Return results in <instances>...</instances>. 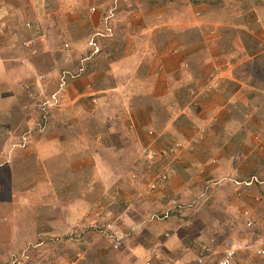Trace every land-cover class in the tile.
<instances>
[{"label":"rangeland","instance_id":"374dc122","mask_svg":"<svg viewBox=\"0 0 264 264\" xmlns=\"http://www.w3.org/2000/svg\"><path fill=\"white\" fill-rule=\"evenodd\" d=\"M5 8L10 13L4 21L13 20L18 27L31 23L32 28L26 27V33L28 38L35 37L37 41L34 50H26L22 42L16 44L14 49L18 54H14L19 59H15L18 63L13 64H17L16 67L31 66L27 64L30 59L38 69V77H43V81H39L45 89L38 95H32L33 104L28 105L25 115L18 119L12 108L8 112L9 104L3 101L7 96L0 92V264H196V260L206 257L207 264H215L223 256L224 245L230 241L238 246L234 264H264V253H259L264 250V184L238 185L250 182L253 177L264 180V0H0V10ZM180 11H183L182 15ZM214 23L221 26L222 36L228 39L223 42L221 50L227 51L230 39H233L239 45L238 56L260 54V63L251 64L258 77L248 88L249 93L241 95L251 97L252 101L244 106L236 100L239 104L234 105L233 120L236 122L228 132L219 129L224 134L221 142H206L201 137L203 133L210 135L209 130L214 132L219 128L215 127L217 121L212 119L200 132L197 146L192 142L193 135L188 136L192 131H188L189 140L186 141L164 143L163 138L157 141L155 129L145 125L152 120L151 115L149 119L140 117V121L146 127L144 137L148 135L154 142L142 141L139 144L141 159L138 162L135 156L131 160L123 158L121 166L127 168L118 176L121 184L118 191L115 185L107 187L116 179L114 171L120 166L110 160L105 162L102 159L105 166L101 170L91 166L88 173L58 174L54 171L63 165L59 164V158L48 156L49 170L54 176L42 172L41 166L37 167L38 170L32 167L33 173H22L28 160L35 163L34 143L43 139L48 143L55 135L69 141L65 145L71 150L80 153L87 150L88 156H91L89 151L93 143L80 146L84 139H104L106 134L113 137L110 140L116 145L121 147L125 144L126 147H122L124 151L128 150L132 136L125 123L130 124L128 119L133 112L125 109V100L144 99L146 104L155 101V107H160L156 101L165 96V92L157 96L152 92L149 99L139 94L143 89L148 93L144 86L148 72L164 71L157 57L164 53L165 57L169 49L166 42L171 41L175 34L182 35L180 43H184L182 40L185 38L197 44L196 57L183 65L184 82L191 77L187 81L190 86L191 83L198 84V81L209 83L211 73L208 70L203 77L198 75L209 63L198 65L195 61L205 57L211 60L209 55L213 46L202 45L201 36L211 32V24ZM22 26L20 30H23ZM106 26L113 29V37L99 40L101 53L85 62L87 66L92 64V73L87 76L89 84L100 92L96 78L102 73L109 78L107 89L115 86L114 76L121 65L118 70L119 61L114 60L115 53L109 43L114 38H125L126 48L132 45L136 52H142L141 62L127 67L129 72L135 70L133 68L140 72L136 70L134 79L126 82L129 87L125 95L122 93L115 98L100 94L95 98L96 103L88 106L90 114L81 109L78 117L72 109L75 94L69 88V82L60 91V79L66 71H78L84 60L91 57L93 52L89 42L95 34L104 32ZM179 42L170 43V48L175 50ZM153 53L157 57L150 59ZM233 56L236 57L237 52ZM230 69L231 66L225 65L219 75ZM156 79V82H163L164 78L159 76ZM56 93H59L58 104L52 106L44 120L39 108L48 100L52 104V96ZM222 97L223 93L209 91L206 96L209 101L203 103L217 104ZM197 98L201 99L189 95L187 102L185 98L188 109L195 110L196 104L201 102ZM143 112L145 116L148 113L144 110L140 116ZM26 113L32 114L29 123L25 120ZM120 115L126 119L120 120ZM76 118L83 121L85 127L74 124ZM161 127L163 125L159 124ZM159 128L156 129L162 130ZM189 128L192 129L191 126ZM238 133L245 137L248 147L245 150L249 157L251 152H257L260 154L258 160L250 161L246 158L248 155L242 154L235 164L232 156L225 158V146L228 144L225 139H237ZM123 136L128 139L126 143L122 141ZM177 145L180 146L178 152L174 151ZM58 146L65 151L64 146L56 145V148ZM201 149L216 156L208 160L206 168L194 166L192 153ZM132 150L130 148L128 152ZM165 150L168 154L163 155ZM150 152L157 156L153 157ZM184 156H189V159L193 156V159L184 160ZM85 159L79 166L87 165ZM56 162L59 167L54 168ZM184 162L186 168L181 166ZM234 164L235 169L239 167L247 173L236 174ZM11 167L15 174L10 172ZM253 168L256 170L251 178ZM106 169L108 173L103 179L107 184L100 183L102 175L99 174ZM207 171L212 175L205 179ZM164 174L168 176L167 182L158 177ZM176 177H181L179 185L182 189L174 188L178 187ZM48 179L51 181L49 184H39ZM81 182L95 185L84 188ZM97 184H104V188ZM152 184L156 185L155 190L150 189ZM247 211L254 222L251 228L246 223ZM114 232L118 234L117 240ZM117 243L118 248L115 247Z\"/></svg>","mask_w":264,"mask_h":264},{"label":"crops","instance_id":"0c3cea01","mask_svg":"<svg viewBox=\"0 0 264 264\" xmlns=\"http://www.w3.org/2000/svg\"><path fill=\"white\" fill-rule=\"evenodd\" d=\"M7 9L5 8V9L0 10V92L6 94L7 96V98H4L3 101H5V103L8 102L9 104L8 108L10 109L8 112H10L12 108V110H14V115L18 119V117H22L23 114L25 115L24 111L28 110V105L30 106L31 103L33 104V101H34L33 96L38 95V92L39 93L44 92L43 89L45 88H44L43 83H40V81H43V77H40V78L38 77L39 75L37 74L38 69L37 67L34 66V64L31 62L30 59L28 60L27 64L31 65L33 68L27 65L16 67L17 64H13V63H18L16 62L17 60L15 59H19V57H16L15 55V54H18L14 49L16 47V44H18L19 42H24V41L26 42L28 40H31L33 42L32 49L34 50L37 41L35 37H33L34 39L28 38L27 33H26L28 29L25 26L21 25L23 27V30H20L19 28L21 26L20 25H19L20 27L16 26L13 20L10 21L9 19V21H7L8 20L7 19L4 21V19H6V16H9V13H10V11H8ZM197 12H199V9H197ZM180 14L182 15L183 11H180ZM211 25L213 26V28H211L212 31L209 32L206 36H203V35L201 36L202 45L213 46L212 50H210L211 54L209 55V53H207L209 56H211V60L209 61V58L205 57L201 59L198 58L195 61V63H197L198 65H204L206 63H209L208 65H206L204 70L202 71L200 70V72L198 73L199 76L203 77V75L208 70L209 73H211L210 74L211 80L209 81V83L205 81L203 84H201V82L198 81V84L195 82V83H191V86H190V84H188L187 81L191 79V77L186 78L185 82H184V78H182L183 65L185 63H189L188 61H190L191 58L193 60L196 57L195 55H197L196 53L198 52L196 42L190 38H189L190 39L189 42L185 38H183L182 41H184V43H180L179 41L182 35L175 34L174 35L175 37L172 36L171 38L172 42H179V45H177V48H175V50L170 48V45H171L170 43L172 42L169 39H167L169 41H167L166 44L169 45V49L167 50L165 57L163 58V55L165 53L163 55H159L158 57L155 55V53L151 55L150 59L157 57V60L161 64L162 70L164 71L162 72V71L154 70L152 73L148 72L146 76V80L144 82V86L147 88L148 95L145 93L144 89L139 95L140 97H142V95H144L143 97L145 96L148 97L152 92L155 93V96L159 95L160 93L163 94L164 92L166 94L165 96L160 97V100L156 101L160 105L159 108L155 107L154 105L155 101L153 102L150 101L151 104L149 102H147L146 104V102H144L145 101L144 99H143L144 101L141 99L138 100V99H133V98L125 100V104H127L125 109L131 110L133 112L130 118L128 119V120H131L130 124L125 123L126 127L128 129H131L130 131H131V136H132V138H130V136L127 134V136L130 138L129 139L130 143L127 148L128 150H130V148H133V150L135 151L132 150L130 151L131 152L130 153L128 152V150H125L126 151L125 152L124 149L122 148V147L124 148L126 147L125 144L121 147L120 145H116L113 141L110 140V138H113V137H109L106 134V135H103L104 139L103 137H99L96 139L90 138L87 140L84 139V141L82 142L80 146H83V143L86 146H89V144L93 143V147L89 151L91 156H88L87 150L84 151L83 153H80L79 151L75 149L71 150L68 145H65L66 143L67 144L70 143L69 141H66L62 139L60 136L55 135V137H53L54 139L49 141L48 143H46V139H43V141L41 140V142L37 141L36 143H34V151L36 153L35 163H33V161L31 160H28L27 163L25 164L26 165L25 171H22V173H25V174L33 173L32 171L33 169H31L32 167L36 169L37 167L39 168L41 166L42 172H45L46 174H51L50 173L51 171L49 170L50 162L47 161V160H50L48 156L59 158L60 160L59 164L63 165L59 167L58 162L53 164L55 166L54 168L59 167V170L54 171L55 173H58V174H65V173L79 174L82 172L88 173V169L91 166L95 168L96 170H98L99 168L101 170L103 166H105L102 164L103 162L102 159L105 162H108L110 160V162L118 163L120 165L116 167L114 171V174H116V179L111 184H107L105 182L106 179H103V176L106 173H108L106 169L102 172V174H99V175H102V179H100V183L105 182L104 184H107L108 188L113 187L112 185H115V189L118 191L119 187H121L120 186L121 184L119 183L120 179L118 178V176L120 177L121 172L123 170L126 171V168H127V167L124 168V166H121L123 158L129 157L128 160H131L133 156H135L136 161L138 159L140 160L141 158L139 156L140 155L139 154V144L142 141L143 142L150 141L149 142L150 144L151 142H154L152 137L148 135L144 137L143 134H145L144 130L146 127L140 121L141 120L140 117H146L147 119H149L151 115H152L151 117L152 120H150L147 123L149 125H147L146 123L145 125L148 128L152 127L155 129L156 137L158 138L157 141L161 138H163L164 143H175L176 141H179V140L186 141V140H189L187 138V135L189 133L188 131H192L189 133L188 136L193 135V137L191 136L192 142L195 143V146H197L200 141L198 137L199 135H201L200 132L206 127H208L209 123L207 122L210 119H212V120L217 121L216 126L215 125L214 126L219 127V128H217V131H214V132H211V130H209L210 135L208 133L206 134L203 133L201 137L206 142H210V141L214 143H216V141L221 142L224 138L222 137L224 134L222 135L219 129L221 131L228 132L230 129L234 127L233 124H235L236 122L233 120V118L235 117V112H236L234 105H239L236 100L238 101L240 100L241 103L244 104V106L249 105V103L252 101L251 97L249 96L242 97L241 95L242 93L244 94L249 93L250 90H248V88L252 86V81H255L256 78L258 77L255 74L253 68L251 67V64L252 62L260 63L259 62L260 54H257V55L253 54L250 56V54L248 53V54H243L242 56L241 55L238 56V53L240 51L239 45H237L238 42L233 39H230V45L227 51L224 49L221 50V46L224 45L223 42L225 40L227 41L228 39L222 36L221 34L222 28L219 24L214 23ZM192 29H195V28H192ZM203 29L207 30L206 27H203ZM126 42L127 40L125 38H122L121 40L114 38L109 42L115 53L114 60L119 61L117 63L118 70H119V66L121 65L120 70L117 73H115V76H114L116 80L115 86H112L107 89L108 87L107 82L109 78L106 76V74H102V73H99L98 77L96 78L98 80L97 83L100 86V89H99L100 92H97L96 86L94 87L95 88L94 89L89 84V80H88L89 77L87 76L85 78H81L83 77L81 76L79 77L80 79L78 78L76 80L69 81L68 86L69 88L71 87V90L74 92L75 94L74 96L76 98L72 102V105H73L72 109L75 111L76 115L80 112L81 109L86 110V112L90 114L89 107L91 103H93V100H96L95 99L96 96L100 94L105 95V97L107 94L109 96L113 95L115 98H118L120 95H123L122 93H124L125 95L126 89L129 87V84L126 82L127 81L131 82V80L134 79V73L136 72V70L137 72H140L136 68H133L135 70H132L131 72H129L127 67L129 64H138L139 61L141 62L142 60V56H141L142 52H136V49H134L132 45L126 48L124 46ZM176 44L177 43H175V45ZM240 48L242 49L243 47H240ZM220 50L222 53L220 52ZM125 51H126V54H125ZM236 52H237V56H236L237 58L233 56V55H236ZM147 55H150V54L147 52ZM227 64L231 66V69L219 75L220 70ZM110 67H112V65ZM241 67H244V69L241 70L244 72H241L240 70H238ZM23 70L25 72H23ZM33 71L35 74L33 73ZM66 72H69V71H66ZM20 75H22V77ZM159 76H162L164 78L162 79L163 82L155 81L157 80L156 77L159 78ZM102 80H104L105 82L102 83ZM164 87H167V88L169 87V89L165 90ZM209 91H212V93H217L220 95H222L223 93L224 97L220 98L219 99L220 101L217 102V104L210 103V102L203 103V101H207V100L209 101V99L206 98L207 93ZM183 95L185 97H183ZM189 95L198 96L201 98V99L197 98L201 102H198V104H196L197 106L195 110L187 108L188 106H187V103L185 102V98H186V101L188 102ZM105 97L103 98L104 100H105ZM147 99H149V97ZM83 100L86 102L84 103ZM14 103H16V106L13 105ZM145 104L146 106H144ZM182 105H183V108H181ZM144 110H147L148 113L145 116L143 112L142 116H140V113ZM20 112H21V116H20ZM26 114L27 115H26L25 120H28V123H29V121L32 118L30 115L32 114L30 115L28 113ZM123 118L126 119V117H124L123 115H120V120ZM89 120H90V123L92 124L93 120L91 117H89ZM74 124L82 125L85 127V124H83V121H80L78 118L75 119ZM159 124H162L163 127L159 128ZM250 125L251 124H249V126ZM189 126H191L192 129L189 128ZM156 128H159L162 130H157ZM213 133H215V135ZM236 136H237V139H234V140H232L231 138H227L228 140L225 139V141L228 142V144L225 146L227 150L225 158L229 159L232 156L233 162L234 160H236L234 162L235 164H237V160L239 156H241L242 154L248 155V153L245 150L248 148L247 143L245 142V137H243L239 133ZM127 140L128 139L125 138L124 136L122 137V141L124 143H126ZM56 145L64 146L65 151L61 150L59 146L56 148ZM75 146L79 147V145L77 144H75ZM242 149L245 150L244 153L241 152ZM205 150L201 149V151L199 150V151H195L194 153H192L193 156L195 157V161H194L195 167L197 165L198 166L200 165L201 166L200 168H206L208 165V160L212 157H216V156H213L212 153H209V152L206 153ZM251 153L252 154L249 153L251 156L249 157L248 155L246 156V158H249L250 161L251 159H254V161L255 159L258 160V157L260 156V154H258L257 152L255 153L251 152ZM193 156L190 159H189V156H186V158L184 156L185 158L184 160H191L193 159ZM85 158H87V165L79 166L82 160L83 161L86 160ZM246 162L251 167L249 162L248 161ZM235 164L233 165V170L235 171L236 174L242 175L243 173L245 174L247 173V171L242 168L238 167L235 169L234 168ZM181 166L182 168H186L187 164L186 163L181 164ZM246 167L248 168L247 165ZM27 169L29 171H26ZM9 170L12 174H15L13 167L9 168ZM63 170L64 172H62ZM255 170L256 169L253 168L252 173L250 174V177L253 174H255ZM208 171H212L214 174L213 170L208 169ZM208 171L206 172L204 176L205 179L212 175V172H208ZM146 174L151 175V173L149 172H147ZM57 177L53 178L52 182H54ZM176 178H178L176 181V183L178 184V187H174V188L182 189L181 188L182 186L179 185V180L181 177H176ZM50 182H51L50 179H48L43 182L41 181V183L39 184L40 185L49 184ZM104 184H97V185H102V188H104ZM79 185L81 184L79 183ZM83 185L85 186L84 188H87L86 186H89V185L92 186L95 184L90 183V182H84ZM108 185H110V187ZM184 186L183 188H185ZM52 187H51V190L54 189ZM155 203H158V202L156 201ZM26 251L28 252V250ZM42 260H44V256H42Z\"/></svg>","mask_w":264,"mask_h":264},{"label":"built area","instance_id":"2783aa9c","mask_svg":"<svg viewBox=\"0 0 264 264\" xmlns=\"http://www.w3.org/2000/svg\"><path fill=\"white\" fill-rule=\"evenodd\" d=\"M108 19H110V18H108ZM26 27L28 29H30V28H32V24L28 23V24H26ZM112 37H113V29L111 27H107V26H106V33L105 32H98L97 34H95L94 37L89 42V47L93 53L91 54V57L86 58L84 60V63L91 60L93 57H95L101 53V47H100V44L98 42L99 40L105 39V38H112ZM22 44L26 50L27 49L31 50L33 48V42L31 40H28L26 42L24 41V42H22ZM66 47H68V45H66ZM84 63H83L82 68L78 69V71H76L75 73L74 72H64L62 74L61 79H60V85H59L60 91H62L64 89V87L67 85V82H69L71 80H76L79 77H81L82 74H84V72H85ZM58 95H59V93H56L52 96V101H53L52 104L48 100L42 106H40L39 110L43 113V119L44 120L47 119V116H48L52 106H56L58 104ZM93 102L96 103V100H93ZM24 140H25V138H24ZM179 148H180V146L177 145L176 147H174V151L178 152V150H180ZM169 152H170V150H169ZM150 154H153V157L157 156V154L155 152H153V153L150 152ZM162 154L163 155L168 154V150L163 151ZM136 172H138V171H136ZM158 177L162 182L168 181V176L166 174H164L162 176H158ZM254 183H258L260 185H263L264 180H260L257 177H253L250 182L238 183V185L243 184V185H246L247 187H251L254 185ZM150 189L155 190L156 185H154V184L150 185ZM167 217H168V213L165 215V218H167ZM245 217H246L247 227H249V228L253 227L254 222L252 220V217L249 216L248 211L245 213ZM108 229L113 233L111 226H109ZM106 234L108 237H110V234L107 230H106ZM114 234H116V233L114 232ZM111 237H113V236H111ZM115 237L117 240L118 234H116ZM115 247L118 248V243H117V245H115ZM223 249H224L223 256L215 264H234L236 255L238 254V246L236 244H233L230 241L224 245ZM205 251L207 253L209 252V250L207 248H205ZM259 253L260 254L264 253V250H260ZM206 259H207V257L206 258H199L196 263L197 264H207L205 262ZM147 263L152 264L151 262H147Z\"/></svg>","mask_w":264,"mask_h":264},{"label":"trees","instance_id":"16d2710c","mask_svg":"<svg viewBox=\"0 0 264 264\" xmlns=\"http://www.w3.org/2000/svg\"><path fill=\"white\" fill-rule=\"evenodd\" d=\"M104 32L106 33V29L104 30ZM87 62H89V61H87ZM87 62H86V63H87ZM82 66H83V63H82V65H81L80 67H78V68L80 69V68H82ZM93 66H94V65H93ZM84 67H85V72H84V74H82V76H83V77L90 76L91 73H92V64H89V65L87 66V64L84 63Z\"/></svg>","mask_w":264,"mask_h":264},{"label":"clouds","instance_id":"9594fccd","mask_svg":"<svg viewBox=\"0 0 264 264\" xmlns=\"http://www.w3.org/2000/svg\"><path fill=\"white\" fill-rule=\"evenodd\" d=\"M42 113V112H41ZM42 115H43V113H42ZM197 262V261H196ZM197 264V263H196Z\"/></svg>","mask_w":264,"mask_h":264}]
</instances>
